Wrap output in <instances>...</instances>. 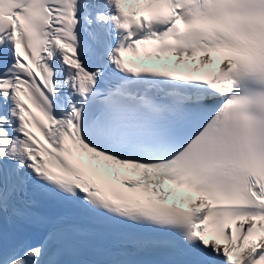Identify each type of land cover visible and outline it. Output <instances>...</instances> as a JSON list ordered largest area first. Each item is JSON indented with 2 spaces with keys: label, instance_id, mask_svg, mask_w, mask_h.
I'll use <instances>...</instances> for the list:
<instances>
[{
  "label": "snow or ice",
  "instance_id": "obj_1",
  "mask_svg": "<svg viewBox=\"0 0 264 264\" xmlns=\"http://www.w3.org/2000/svg\"><path fill=\"white\" fill-rule=\"evenodd\" d=\"M0 264H264V0H0Z\"/></svg>",
  "mask_w": 264,
  "mask_h": 264
}]
</instances>
